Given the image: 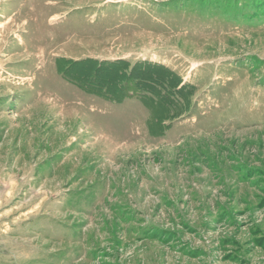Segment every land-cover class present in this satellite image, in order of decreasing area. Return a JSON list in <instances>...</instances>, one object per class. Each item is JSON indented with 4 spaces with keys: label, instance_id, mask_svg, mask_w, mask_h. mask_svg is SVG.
<instances>
[{
    "label": "rangeland",
    "instance_id": "374dc122",
    "mask_svg": "<svg viewBox=\"0 0 264 264\" xmlns=\"http://www.w3.org/2000/svg\"><path fill=\"white\" fill-rule=\"evenodd\" d=\"M0 264H264V0H0Z\"/></svg>",
    "mask_w": 264,
    "mask_h": 264
}]
</instances>
